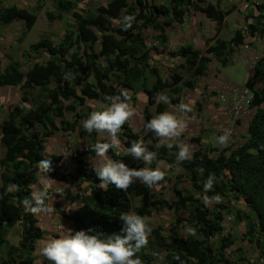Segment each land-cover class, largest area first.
<instances>
[{"label": "trees", "instance_id": "obj_1", "mask_svg": "<svg viewBox=\"0 0 264 264\" xmlns=\"http://www.w3.org/2000/svg\"><path fill=\"white\" fill-rule=\"evenodd\" d=\"M36 1V5L29 9L16 4L5 5L4 0H0V31L14 20L21 19L24 26L18 39L22 41L44 6L45 0ZM81 1L54 0L55 11H46L49 21L64 20L66 15H70L73 27L66 30L58 43L41 36L30 45L31 50L48 55L44 62H35L24 71L18 58L7 55L9 61L5 67L0 59V87L18 85L21 94L20 100L8 107L0 121V142L4 147L0 158V250L6 252L0 255V264H35L36 244L44 237L45 229L38 224L37 215L25 211L22 201L30 197L39 176H46L39 171L38 161L52 159L54 164L61 160V155H46L47 139L59 129H78L80 136L88 135L91 140L84 152L75 149L76 172L83 192L70 193L69 197L80 205L70 213L55 209L72 223V234L88 229L94 230L89 234L102 239L121 234L124 222L120 220V214L134 212L146 216L152 228L148 246L137 254L143 264H153L161 254L166 264H236L227 256V250L234 245L235 239L232 234H224L223 223L226 214H234L236 222H245L244 236L255 243L260 249L259 255L264 257V49L254 63L253 73L245 81V87L252 92L250 107L255 111L242 145L226 148L211 145L208 151L200 145V136L193 137L191 141L197 144L198 149L190 160L179 165L176 163L178 148L175 145L172 149L162 146L158 150V159L168 162L172 170L178 167L187 170L194 189L192 193L178 194L169 200L164 193L152 192L139 181L127 192L115 185H109L107 190L99 188L101 181L94 168L83 160L86 154H95L91 148L97 143V133H88L82 125L79 126V121L86 120L92 112L90 107L81 109L87 98L108 103L106 96L118 95L121 89L129 88L135 92L141 89L147 94L148 105L144 108L146 130V124L153 118L149 106L157 103V94L169 90V100L179 105L181 92L194 89L198 77L207 74L211 60L207 53L225 67L231 64L232 54L247 36L264 37V2L258 4V14L254 9L249 10L244 29H236L233 37L225 40L220 32L230 11L222 9L219 2L111 0L107 5L82 9L79 6ZM190 11H200L214 21L215 34L206 39L205 49L189 43L172 51L173 55L180 54L184 62L175 65L171 75L163 77L160 69L151 65V50L147 46L144 29L152 27L158 32L157 40L165 45L169 40L167 28L174 22L183 23ZM126 15L134 16L135 21L131 29L124 31L122 18ZM113 19H118L119 25H115ZM101 57L106 62L105 66L99 62ZM147 72L155 75L154 82H149ZM89 74L93 81L85 80ZM166 108L164 103H158L157 112L163 113ZM198 109L202 110L201 103ZM67 112L75 118H64ZM58 118H61L60 123ZM118 135L127 137L126 147H131L133 141L143 140L149 150L155 151L154 146L159 143L154 132L147 130L141 137L129 123L121 128ZM100 142L109 141L104 138ZM212 150L218 152L216 157L210 156ZM108 154L114 160L129 157H123L117 150H110ZM143 166L142 160L134 159L129 168L141 169ZM151 167L155 168V162ZM56 171L54 166V171L48 175ZM210 175L217 179L207 195L219 194L222 199L213 208L203 200L204 182ZM184 177V174L177 175L174 185L178 193V184ZM64 178L67 179L66 175ZM9 184L18 185V191L6 194ZM140 196L145 199L134 204L133 200ZM237 200L244 201L247 209L234 208ZM187 206L191 207L187 220L193 224L194 236H183L179 228L167 235L161 226H153L149 220L155 210L169 208L179 213ZM17 224L21 227L20 240L18 245H10L7 236ZM215 238H218L216 243L213 242ZM42 264L52 262L46 259Z\"/></svg>", "mask_w": 264, "mask_h": 264}, {"label": "rangeland", "instance_id": "obj_2", "mask_svg": "<svg viewBox=\"0 0 264 264\" xmlns=\"http://www.w3.org/2000/svg\"><path fill=\"white\" fill-rule=\"evenodd\" d=\"M111 0H83L79 3V6L82 9H94L99 4L107 5ZM213 1L214 4L221 5L220 7L224 10L230 11V13L226 16L227 21L225 22L226 25L225 28L223 27L221 33H223L227 37H230L234 34V31L236 29H244L245 28V16L249 13L250 9H254V12L256 14L259 13L258 4L264 2V0H208ZM157 2H162L161 0ZM35 3L37 1L35 0ZM5 0H4V3ZM36 5V4H35ZM31 9V8H30ZM46 11H55L54 8V0H45L44 6L42 10L38 12L37 16V23L33 26V28L28 32L27 36L20 41L18 38L21 35V32L23 30V27H21L19 24L15 25L8 29V32L4 34V29L8 26H5L0 31V59L2 61V66L4 63L8 64L9 59L7 58V55H10L12 57L18 58L22 63V69L25 71L28 67H30L33 63L38 62L42 63L47 58L48 55L46 53H37L33 50H31L30 45L36 41L39 40L41 36H47L50 39H52L54 42H59L60 39L63 37L67 29H70L73 27V21L70 15H66V18L64 20L59 19H53L52 21H49L46 16ZM190 11L188 13L189 17L193 15ZM186 19V17H185ZM194 17L187 18L184 20L183 23H178L175 25L174 28H177V30L172 31L171 33V39L175 43L171 46L170 44H161L157 40L158 32L155 31L152 27L144 29L145 33V39L147 46L151 50V65H156L160 69V74L163 77H168L174 72L175 65L178 63L176 62V58L178 56H181L180 54L173 55L172 51H177L179 48L178 37H181V40H184L186 38H189L191 36V32L193 27H198L197 20H194ZM113 22L115 25H119L118 19H113ZM177 23V22H176ZM215 23V22H214ZM170 27V26H169ZM168 27V28H169ZM205 32L209 35L205 39L212 37L215 34L216 31V25L213 24V26L203 25L201 28H204ZM213 27V28H212ZM167 28V30H168ZM171 30V28H170ZM199 31V30H197ZM196 32L198 35L199 32ZM214 31L213 35H210ZM177 35V36H174ZM233 37V36H232ZM206 41V40H205ZM206 47V44H205ZM205 49V48H204ZM264 49V37H256L255 39H252V37L247 36L244 43L241 44L236 51L231 56V65L225 66V69L223 70L227 77L231 79L229 83H224L223 78L221 79L217 75H215V70H212L210 73H213V77L210 75L211 80L213 79V82L211 83V80L206 78V75L208 74L209 67L207 70V74L200 75L197 80V86L198 84L204 83L207 81L210 83V87L208 86V90L205 93H212L209 94V96L204 98V100L201 102L202 108L204 106H211L215 112L214 119H218L221 123V127L224 129H227L228 123L233 124L231 137L232 140L229 139V143L227 146H220L222 148L226 147H232L234 145H237L239 141H245L247 137V128L250 123V120L253 116V113L255 111L254 108L250 107V104H247L246 98H242L241 95L244 94L243 91L245 89V82L244 79L246 78L247 74L253 73V66L255 61L261 56ZM206 55V52H205ZM209 56V54L207 53ZM99 62L102 66L106 65V62L103 57L99 59ZM184 62V61H183ZM214 64V65H213ZM212 68L217 65L218 67V61L213 60ZM209 66V65H208ZM149 77V82L155 81V75L147 72ZM188 78V74L186 75ZM204 76V77H203ZM249 77V76H248ZM202 79V80H201ZM85 80L93 81V77L91 74H89ZM244 82V83H243ZM237 83V85L235 84ZM260 83H257V86L260 87ZM227 86L228 92L226 93H220V89L224 90V87ZM195 87V88H196ZM190 91V89H185L181 92L182 100L185 98V103L192 102L191 100H194V92L193 90ZM214 88H220L218 91L213 90ZM232 89H236V94L233 96V94H230V91ZM20 92V87L12 86L10 88H1L0 87V121H2L3 117H5L7 113V109L9 106L16 103L15 99V92ZM128 92L132 93L134 92V99L137 98L133 103L135 105V108L139 107L141 108V113L136 111L138 119L141 118V124L136 127L134 126L131 121H129L130 127L143 137L146 134L147 130H144V124H145V114H144V108L148 105V99L146 101H143L138 98L139 95H146V92L143 90H139L137 92L130 90L127 88ZM198 91V90H197ZM235 93V91H233ZM165 95L170 94L169 90H164L162 92ZM192 96H191V95ZM188 97V98H187ZM192 97V98H190ZM194 97V98H193ZM133 97H131V101ZM148 98V97H147ZM214 99L215 103L211 104V101ZM87 100V99H86ZM85 100V105L81 106V109H85L87 107H90L92 109V112L95 111H101L102 108V102L101 101H95V100ZM170 101V100H169ZM240 101V104L239 102ZM67 103V102H66ZM101 103V104H100ZM164 103V102H162ZM200 102L196 103L195 106V112L192 113L188 120L194 119L196 120L198 116V104ZM89 104V105H88ZM167 106V103H164ZM169 104L174 105L171 101ZM215 104V105H214ZM140 105V106H139ZM204 105V106H203ZM239 105H242L239 106ZM157 106L158 103L155 105H150L149 110L152 116H157L159 113L157 112ZM167 111V108L165 112ZM184 115V114H183ZM189 113L186 115L188 117ZM64 118L73 120L75 116L72 113H65ZM60 119H57V122L60 123ZM82 121H79V126L82 125ZM210 119H206V125L210 126L211 129H214L210 124ZM192 127L190 123H188V130ZM219 128V126H217ZM203 131V130H202ZM222 131V130H221ZM220 130L213 136L210 131L208 133L204 134L203 138V144L206 145L209 141L215 142V138L223 135ZM191 132V131H189ZM189 132L184 131L181 135V138H185V141L187 143L192 144L194 147H198L197 144L191 141L193 137L189 136ZM107 135V134H106ZM200 136V135H199ZM197 136V137H199ZM102 135L97 133V139H101ZM196 137V136H194ZM213 137V138H212ZM233 137L236 139L233 140ZM104 139V138H103ZM48 142H46V146L48 150H46V155L50 156L53 154L61 155L63 158V154L59 153L62 149L65 147H68L69 150H71L68 155H64L66 157L67 163L62 162L61 160L58 162H55L53 165L57 168L55 174L48 175L49 178L40 176L38 179V182L33 184V190H40L42 188V182H46L51 185L50 192L52 193V200L46 201L49 205H53V211L50 214H40L37 215L38 224L45 229V235L44 237L38 241L36 244V260L35 264H42L44 260H46L45 257H43L40 253V249L43 247L44 243L53 238H59V235L61 232L67 233L69 230V225L67 224V219L60 213L57 212L55 209H61L65 211L72 210L76 204H74V201L71 200L69 197L70 193H79L83 192V186L79 182L78 175L76 169L74 170V164H78L76 160V153L75 149H79L80 151H85V146L91 142L90 137L88 135L86 136H80L78 129L75 131H65L62 129L57 130L49 139H47ZM101 141V140H100ZM98 142V141H97ZM126 144V142H125ZM124 144V146H126ZM147 144V143H146ZM145 144V145H146ZM201 145V144H200ZM126 148V147H125ZM3 153V145L0 142V157ZM89 155V154H86ZM83 156V160L85 163L90 166V164L87 161V157ZM123 157H126L125 155H129V157L125 159H121L120 161L124 162L128 167L131 165V163L134 161V157H132L130 154H127L124 152ZM111 156V155H110ZM61 158V159H62ZM112 158V157H111ZM92 167V166H91ZM144 168V167H143ZM185 170L182 167H178L174 170L170 169L165 176V180L160 183L159 189H152V192H162L164 193V197L172 200L175 199L178 194H185V193H192L193 188L190 186V180L187 179H181L180 183L178 184V190L180 193L177 192L174 185V176H176V171H182ZM66 173V174H65ZM180 173V172H179ZM183 173V172H182ZM64 175H66L67 179L64 178ZM187 175V174H185ZM173 177V178H172ZM52 179V180H51ZM165 183V184H164ZM165 185V186H164ZM166 187V189H164ZM65 188V189H64ZM65 190V194L61 196L60 193H55L61 190ZM145 199V197L140 196L133 200L134 204H140L142 200ZM76 202V201H75ZM213 205V203H212ZM211 207V206H210ZM241 207L244 209L246 208V203L242 200L234 201V208ZM191 207L187 206L186 208L182 209L179 213L173 212L169 208L164 209H158L155 210L149 219L151 224L153 226H161L163 228V232L167 235H170L174 229L179 228L180 232L183 236H188L190 233L188 232V229H193V224L188 221V216L190 213ZM224 226L225 231L224 234H232L235 239L234 245L227 250V256L232 261H236V264H264V257H261L259 255L260 249L255 245V243H252L251 241H248L247 238L244 236V233L246 231V224L244 221L242 222H236L234 219V214H226L225 220H224ZM20 234H21V227L19 224L15 225L14 228H12L11 232L8 234L7 239L10 245H18V242L20 240ZM218 238L213 239V242L216 243ZM241 249V250H240ZM6 252H4V249L0 250V255L3 256ZM240 257V258H239ZM241 257H247L248 259H241ZM153 264H166L163 260V254L161 256H157L155 258V261Z\"/></svg>", "mask_w": 264, "mask_h": 264}, {"label": "clouds", "instance_id": "obj_3", "mask_svg": "<svg viewBox=\"0 0 264 264\" xmlns=\"http://www.w3.org/2000/svg\"><path fill=\"white\" fill-rule=\"evenodd\" d=\"M134 21V16H124L122 18L123 30L131 29ZM105 100L108 103L102 106L103 110L91 112L89 117L82 121L83 129L86 132L107 134L109 141L97 142L91 148L99 157L93 166L101 181L98 185L99 188L107 190L109 185H115L117 189L127 192L129 187L139 181L149 190L159 189L160 182L164 181L166 176L165 171L161 170L158 160V150L162 146L172 149L175 145L178 148L177 165L192 158L190 145L176 143L187 127L186 115L192 112L190 103H185L183 100L176 106L177 110L184 114L183 116L166 111L154 116L146 124V130L154 132L159 138V143L154 146L155 151L149 150L143 140L133 141L132 146L128 148L132 157L144 162L146 165L144 168H129L124 162L109 158L110 150L116 151L121 147L122 142L118 133L133 118L136 111L130 105L131 97L126 89H121L118 95L106 96ZM156 100L157 103L170 102L169 97L163 93H158ZM230 136L231 132L225 131L223 135L215 138V143L227 146ZM153 162L157 163V167H150ZM37 167L47 178H49L48 173L54 171L52 159L38 161ZM216 179L214 175H210L204 182L203 200L206 205L222 202L219 194L211 197L207 195L213 188ZM18 188L19 186L16 184H9L6 194L16 192ZM50 189V184L42 182L40 190H33L30 197L23 199L22 204L25 211L33 215L50 214L53 211V205L46 203V201L52 200ZM64 189L55 193H60L63 196ZM119 218L124 222L121 234H113L102 239L89 234L94 231L93 229L75 231L74 234H72V230H68L67 233L61 232L59 238L47 240L40 249V253L52 264H143L137 254L149 244L152 228L148 223V218L134 212H123ZM188 232L193 236L196 235L193 229H188Z\"/></svg>", "mask_w": 264, "mask_h": 264}, {"label": "crops", "instance_id": "obj_4", "mask_svg": "<svg viewBox=\"0 0 264 264\" xmlns=\"http://www.w3.org/2000/svg\"><path fill=\"white\" fill-rule=\"evenodd\" d=\"M213 2V1H212ZM5 5H12V4H16V5H18V6H20V7H25V8H33L34 6H35V0H5ZM193 15H191V17H194L195 19L194 20H197V25H198V27H193L192 29H190V30H192V32H191V36L189 37V38H186V39H184V40H181V37L179 36L177 39H178V42H177V45L179 44V45H182V44H189V43H191V44H193V45H195V47H197V48H200V49H204L205 48V38L206 37H208L209 35L205 32V30H203V29H205V27L204 28H201L203 25H210V26H213V24H215L214 23V21H212L210 18H208L204 13H202V12H200V11H198V12H191ZM39 15V14H38ZM191 17H189V15L187 14V16H186V19L187 18H191ZM228 17V16H227ZM227 17L225 18V22L227 21ZM185 19V20H186ZM37 23V22H36ZM14 24L15 25H17V24H19L21 27H23L24 26V21L23 20H21V19H16V20H14L7 28H5L4 29V34H6L7 32H8V29L9 28H11V27H13L14 26ZM176 24H178V23H176V22H174L169 28H168V30H167V34H168V37H169V40H168V43L167 44H170V42H171V46H173V48H174V45H172V44H174L175 42L174 41H172V39H171V32L172 31H176L177 30V28H174L175 27V25ZM224 25H226V23L224 24ZM224 28H225V26H223ZM170 28H171V30H170ZM213 28V27H212ZM197 30H199V31H197ZM195 31H197V32H199L198 33V35L196 34V32ZM213 33H214V31L210 34V35H213ZM222 34V37L225 39V40H229V39H231L232 38V36H230V37H227L225 34H224V29H223V33H221ZM174 36H177V35H174ZM256 37H252V39H255ZM176 44V43H175ZM209 56L211 57V60H210V62H209V71H208V74L206 75V78H207V80H208V78L211 80V77H210V75L213 77V73H210L212 70H215V75H217V77L219 76L220 77V75L222 76L221 77V79L223 78V82L224 83H229L230 81H232L231 79H229L228 77H227V75H226V73L223 71L224 69H225V67L224 66H222L219 62H218V67H217V65H215V67L213 68V69H211L212 68V64H213V60H216L214 57H212L210 54H209ZM183 61H184V58L182 57V56H178L177 58H176V62L178 63V64H180V63H183ZM7 65V63H4V65H3V67H5ZM214 65V64H213ZM231 65V64H230ZM251 74H247V76H246V78L244 79V82L246 81V79L248 78V76H250ZM204 77V76H203ZM213 79H214V77H213ZM211 80V83L214 81V80ZM202 80V79H201ZM243 82V83H244ZM213 84H214V82H213ZM236 85H237V83H235ZM14 87V86H16V88L17 87H19L18 85H5V86H1V88H10V87ZM208 86L210 87V83H208L207 81H205L204 83H202V81H201V83H199L198 84V87H196L195 88V90H193L192 91V93L194 92V100H191L192 102H190V105H191V107H192V112H190L189 113V115H188V117H185L186 118V120L188 121V123H190L191 125H192V127L188 130V128L186 127V129H185V131L186 132H189V131H191V132H189V136L190 137H194V136H199L200 135V137H201V146L203 147V148H205L206 150H208L209 151V149L210 148H208L209 146H211V145H213V146H216V147H218V148H222V147H220V145H217L215 142H208L206 145H202L203 144V138H204V134L205 133H208L209 131H210V133H212V135L214 136L219 130L222 132V134H224V132L225 131H230V132H232V128L231 127H233V124H232V122L231 123H228V125H227V129H224L223 127H221V123H220V121L218 120V119H214V114H215V112L216 111H214L213 110V108L211 107V106H209V107H207V106H204L203 108H202V110L201 111H199L198 112V116H197V118H196V120H194V119H190V120H188V118H189V116L192 114V113H194L195 112V108H196V106H195V104L196 103H198V102H202L203 100H204V98L206 97H208L209 96V94H211L212 95V93H205L207 90H208ZM126 90H127V88H125ZM220 88H214L213 90H215V91H218ZM198 90V91H197ZM191 91V90H190ZM209 91V90H208ZM233 91H235V93L233 92ZM226 92H228V90H227V86H225L224 87V90H222V89H220V93H226ZM129 93V96L130 97H133L132 99V101L130 100V105H131V107L132 108H134L135 109V111H137V112H139V113H141V108H139V107H137V108H135V105L133 104V103H135L136 101L135 100H137V98L136 99H134V92H133V95H132V93H130V92H128ZM230 94L232 95L233 94V96H235V94H236V89H232L231 91H230ZM191 95V94H190ZM14 96H15V99H16V102H18L19 100H20V97H21V94H20V92L17 90L16 92H15V94H14ZM192 96V95H191ZM138 98L139 99H141V100H143V101H146L148 98L146 97V95L144 96V95H139L138 96ZM188 98V97H187ZM190 98H192V97H190ZM88 100H91V99H89V98H87V100L86 101H88ZM92 100H99V101H101L102 102V106L103 105H105V104H107V102H104V101H102V100H100V99H92ZM185 100V98H183V101ZM135 101V102H134ZM186 101V100H185ZM137 103V102H136ZM189 103V102H188ZM212 103H215V101H214V99L211 101V104ZM101 104V103H100ZM89 105V104H88ZM197 105V104H196ZM215 105V104H214ZM140 106V105H139ZM167 112H172V113H174V114H176L177 116H183V113H180L178 110H177V107L176 106H173V105H171V104H169V103H167ZM95 111V110H94ZM214 113V114H213ZM210 119V122H209V124L214 128V129H211L210 128V126H208V125H206V119ZM131 121V123L134 125V126H136V127H138L140 124H141V118L140 119H138V117H137V114H135L134 116H133V118L130 120ZM187 126H188V124H187ZM217 126H219V128L217 127ZM202 130H204V131H202ZM121 131V130H120ZM51 137V136H50ZM49 137V138H50ZM118 137H119V139L121 140V142H122V144H121V147L117 150V152L119 153V154H124V152H126L127 154H129V152H128V148H130V147H126V146H124V144H125V142L127 141V137L125 136V135H121V136H119L118 135ZM48 138V139H49ZM103 138H107V135L106 134H104V135H102V137H101V139H103ZM213 138V137H212ZM101 139H97V141L98 142H100V140ZM159 139V138H158ZM230 140H232V137L230 136ZM233 140L235 141L236 139L233 137ZM48 142V141H47ZM176 143H185V144H188V145H190V148H191V152H192V156L196 153V151H197V149H198V147H194L192 144H190V143H187L186 141H185V138H179V140L176 142ZM243 144V141H239L238 143H237V145H234V146H232V147H236V146H240V145H242ZM126 147V148H125ZM46 150H48V148H47V146H46ZM71 150H69L68 149V147H65L64 149H62L61 151H59V153H62L63 154V158L61 159V161L62 162H65V164L67 163V161H66V157H64V155H68V154H70L69 152H70ZM3 152H4V147H3ZM209 154H210V156H212V157H216L217 155H218V152H216V151H214V150H212L211 152H209ZM3 156V153H2V155H1V157ZM0 157V158H1ZM86 157H87V161H88V163L90 164V166H94L95 165V163L99 160V157H97L96 156V154H94V155H86ZM108 157L109 158H111V156L108 154ZM112 159V158H111ZM159 161H160V167H161V170L162 171H165V173H166V175H167V173H168V171L171 169V167H170V164L168 163V162H166L165 160H161V159H158ZM92 161V162H91ZM93 163V164H92ZM74 164V170L77 168V164L76 163H73ZM146 165L144 164V166L143 167H145ZM142 167V168H143ZM150 167H151V165H150ZM155 167H157V163L155 162ZM183 168V167H182ZM57 171H59V170H57ZM180 172V173H179ZM179 172H177L176 171V176H174V179H175V181H176V179H177V175L178 174H187V175H185V177L183 178V179H187V177H188V172H187V170L185 171V170H182V171H179ZM183 172V173H182ZM74 175L75 176H77V174H75L74 173ZM51 176V175H50ZM40 177V176H39ZM43 177H46V176H43ZM166 178V177H165ZM173 178V177H172ZM175 181H174V183H175ZM163 182V181H162ZM165 184V183H164ZM165 186V185H164ZM191 186V185H190ZM164 189H166V187H164ZM180 190V189H179ZM181 191V190H180ZM74 204H76L75 205V207L72 209V210H70V211H68L69 213L70 212H72L73 210H75L79 205H80V202H74ZM216 205V203H213V205L211 204V205H207V206H211L210 208H213L214 206ZM67 224L69 225L68 227H69V230H72L73 229V225H72V223L69 221V220H67Z\"/></svg>", "mask_w": 264, "mask_h": 264}, {"label": "built area", "instance_id": "obj_5", "mask_svg": "<svg viewBox=\"0 0 264 264\" xmlns=\"http://www.w3.org/2000/svg\"><path fill=\"white\" fill-rule=\"evenodd\" d=\"M244 94L241 95L242 98H246V103L247 104H250V100H251V97H252V92L248 89V88H245L244 91H243ZM239 104H240V101H238ZM242 107V105H239Z\"/></svg>", "mask_w": 264, "mask_h": 264}]
</instances>
